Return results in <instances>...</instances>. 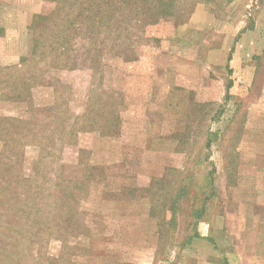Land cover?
Listing matches in <instances>:
<instances>
[{
	"label": "rangeland",
	"instance_id": "rangeland-1",
	"mask_svg": "<svg viewBox=\"0 0 264 264\" xmlns=\"http://www.w3.org/2000/svg\"><path fill=\"white\" fill-rule=\"evenodd\" d=\"M0 264H264V0H0Z\"/></svg>",
	"mask_w": 264,
	"mask_h": 264
},
{
	"label": "trees",
	"instance_id": "trees-1",
	"mask_svg": "<svg viewBox=\"0 0 264 264\" xmlns=\"http://www.w3.org/2000/svg\"><path fill=\"white\" fill-rule=\"evenodd\" d=\"M200 214H201V212H200L199 210H196V211L194 212V216H195V217H198Z\"/></svg>",
	"mask_w": 264,
	"mask_h": 264
}]
</instances>
